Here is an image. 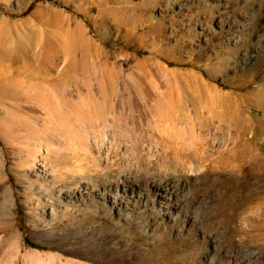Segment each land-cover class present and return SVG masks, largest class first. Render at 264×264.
<instances>
[{
    "label": "rangeland",
    "instance_id": "rangeland-1",
    "mask_svg": "<svg viewBox=\"0 0 264 264\" xmlns=\"http://www.w3.org/2000/svg\"><path fill=\"white\" fill-rule=\"evenodd\" d=\"M0 264H264V0H0Z\"/></svg>",
    "mask_w": 264,
    "mask_h": 264
},
{
    "label": "bare ground",
    "instance_id": "bare-ground-1",
    "mask_svg": "<svg viewBox=\"0 0 264 264\" xmlns=\"http://www.w3.org/2000/svg\"><path fill=\"white\" fill-rule=\"evenodd\" d=\"M100 34H101V32H100ZM239 138H237V140H238ZM237 140H236V142H237ZM74 176V175H73ZM76 177V176H75ZM138 185V184H137ZM154 186V185H153ZM171 188L166 184V185H163V184H157L156 185V189L155 190H157V194L158 193H164V192H167V190H170ZM78 192L76 193V194H78V195H80V196H78L79 198H82V196H84V194H86L85 192H83V191H81L80 189L79 190H77ZM116 193H117V191H115ZM143 194V193H142ZM160 198H162L161 197V195L159 194L158 195ZM71 198H74V197H71ZM123 202H122V200H119V203H116V200L115 199H113V201H112V205H113V207H123V204H122ZM126 204V203H125Z\"/></svg>",
    "mask_w": 264,
    "mask_h": 264
}]
</instances>
